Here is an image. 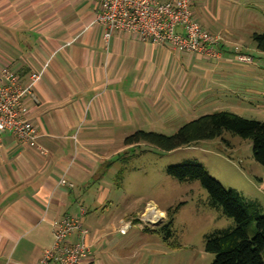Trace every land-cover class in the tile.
<instances>
[{"label": "crops", "instance_id": "crops-1", "mask_svg": "<svg viewBox=\"0 0 264 264\" xmlns=\"http://www.w3.org/2000/svg\"><path fill=\"white\" fill-rule=\"evenodd\" d=\"M195 6L191 0L205 30ZM97 13L96 0H0V70L16 73L23 85L40 74L32 88L37 103L25 102L37 147L1 136L0 264H36L53 242L56 222L83 219L87 201L110 202L112 184L103 173H115L112 165L127 148L114 145L124 122L168 111L188 92L226 90V78L235 74L166 44L120 33L107 39L93 23ZM208 25H214L210 19ZM218 32L228 40L218 48L222 57L233 58L231 32ZM62 178L72 188L59 185ZM105 224L84 227L90 255L83 264L120 259L118 227Z\"/></svg>", "mask_w": 264, "mask_h": 264}, {"label": "rangeland", "instance_id": "rangeland-1", "mask_svg": "<svg viewBox=\"0 0 264 264\" xmlns=\"http://www.w3.org/2000/svg\"><path fill=\"white\" fill-rule=\"evenodd\" d=\"M195 5L196 16L205 30L219 33L222 46H226L228 40L218 31L229 29L230 39L242 54L252 58V63H238L227 56L219 61L206 60L235 73L226 78V90L204 95L188 92L178 98L170 111L141 113L119 128L122 136L116 137L115 146H122L119 140L123 142L138 130L172 135L183 124L217 111L264 122V54L252 41L253 33L264 32V0H195ZM209 19L214 25H208ZM184 162L200 165L225 189L257 204L264 215V187L259 181L264 169L254 161L248 139L223 132L219 138L170 152L145 143L127 147L112 165L115 173L109 175L107 169L103 173L112 184L110 202L99 206L87 201L85 208L89 213L80 217L87 229H102L105 223H113L119 230L123 222L131 223L126 235L116 232L115 254L120 259L106 263H212L214 255L205 250L207 237L232 229L234 221L211 206L207 192L197 180L179 181L167 174L169 166ZM152 211L159 219L150 224Z\"/></svg>", "mask_w": 264, "mask_h": 264}, {"label": "built area", "instance_id": "built-area-1", "mask_svg": "<svg viewBox=\"0 0 264 264\" xmlns=\"http://www.w3.org/2000/svg\"><path fill=\"white\" fill-rule=\"evenodd\" d=\"M190 1L96 0L98 13L93 23L104 28L107 39L114 33L126 34L140 41L166 44L178 53L193 54L209 61L221 60L218 48L222 38L198 25L189 9ZM232 51L231 61L252 63V58L240 53L238 46ZM39 76L32 74L30 83L23 85L16 73L5 67L0 70V146L1 136L7 132L20 144L37 147L39 134L26 117L25 102L37 103L32 88ZM59 185L72 188L64 178ZM158 216L154 212L148 223L153 224ZM130 227V222H123L118 231L125 235ZM87 237L88 231L79 218L63 217L54 224L53 242L43 250L36 264H83L90 255Z\"/></svg>", "mask_w": 264, "mask_h": 264}, {"label": "trees", "instance_id": "trees-1", "mask_svg": "<svg viewBox=\"0 0 264 264\" xmlns=\"http://www.w3.org/2000/svg\"><path fill=\"white\" fill-rule=\"evenodd\" d=\"M252 41L255 48L264 54V32L253 33ZM223 132L250 140L252 157L264 169V122L225 111L200 116L180 126L172 135L138 130L127 136L123 145L133 147L145 143L162 152H170L219 138ZM166 172L179 181L197 180L207 192L211 206L234 221L232 229L207 237L205 250L214 255L211 264H264V215L257 204L225 189L198 164L184 162L169 166ZM259 181L264 187V177Z\"/></svg>", "mask_w": 264, "mask_h": 264}]
</instances>
